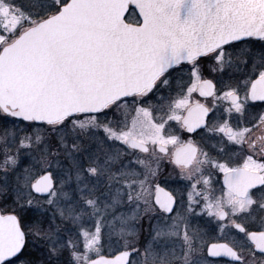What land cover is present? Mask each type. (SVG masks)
Instances as JSON below:
<instances>
[{
	"label": "snow or ice",
	"instance_id": "obj_1",
	"mask_svg": "<svg viewBox=\"0 0 264 264\" xmlns=\"http://www.w3.org/2000/svg\"><path fill=\"white\" fill-rule=\"evenodd\" d=\"M0 264H264V0H0Z\"/></svg>",
	"mask_w": 264,
	"mask_h": 264
}]
</instances>
